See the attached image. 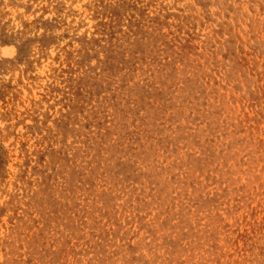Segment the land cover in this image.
<instances>
[{"label": "rangeland", "instance_id": "374dc122", "mask_svg": "<svg viewBox=\"0 0 264 264\" xmlns=\"http://www.w3.org/2000/svg\"><path fill=\"white\" fill-rule=\"evenodd\" d=\"M41 263L264 264V0H0V264Z\"/></svg>", "mask_w": 264, "mask_h": 264}, {"label": "bare ground", "instance_id": "6f19581e", "mask_svg": "<svg viewBox=\"0 0 264 264\" xmlns=\"http://www.w3.org/2000/svg\"><path fill=\"white\" fill-rule=\"evenodd\" d=\"M76 7V6H75ZM21 10V9H20ZM74 11V10H73ZM80 12V11H79ZM85 12V11H84ZM67 14V13H66ZM14 16V15H13ZM91 21V20H90ZM25 22V21H24ZM114 32V31H113ZM89 33V32H88ZM50 35V34H49ZM30 36V35H29ZM74 42V41H73ZM9 48V47H8ZM50 48V47H49ZM75 48V47H74ZM73 49V48H72ZM28 53V52H27ZM13 55V54H12ZM102 57V56H101ZM103 58V57H102ZM164 61V60H163ZM121 64V63H120ZM44 68V67H43ZM221 68V67H220ZM48 70V69H47ZM42 73V72H41ZM75 75V74H74ZM85 79V78H84ZM253 88V87H252ZM103 94V93H102ZM246 97V96H245ZM187 103V102H186ZM50 104V103H49ZM236 104V103H235ZM56 109V108H55ZM63 110V109H62ZM172 111V110H171ZM65 112V111H64ZM36 114V113H35ZM240 114V113H239ZM236 115V114H235ZM216 116V115H215ZM24 117V116H23ZM166 117V116H165ZM217 117V116H216ZM223 117V116H222ZM40 118V117H39ZM253 123V122H252ZM249 124V123H248ZM166 127V126H165ZM18 129H21V127ZM109 131V130H107ZM247 134V133H246ZM260 134V133H259ZM36 137V136H35ZM221 137V136H220ZM171 138V137H170ZM12 139V138H11ZM227 141V140H226ZM9 142V141H8ZM4 144V143H3ZM156 147V146H155ZM197 149V148H196ZM194 152V151H193ZM185 157V156H184ZM151 158V157H150ZM101 161V160H100ZM259 162V161H258ZM230 163V162H229ZM261 163V162H259ZM263 163V162H262ZM215 164V163H214ZM13 165V164H12ZM9 168V167H8ZM210 168V167H209ZM208 168V169H209ZM159 169V168H158ZM235 169V168H234ZM253 170V169H252ZM49 173V172H48ZM204 173V172H203ZM256 174V173H255ZM165 175V174H164ZM212 178V177H211ZM13 180V179H12ZM164 181V180H162ZM210 182V181H209ZM259 182V181H258ZM133 185V184H132ZM120 186V185H119ZM249 186V185H248ZM30 187V186H29ZM159 188V187H158ZM115 189V188H114ZM32 192V191H31ZM176 193V192H175ZM198 193V192H197ZM39 196V195H38ZM105 197V196H104ZM231 198V197H230ZM38 201V200H37ZM115 201V200H114ZM252 205V204H251ZM145 206V205H144ZM80 207V206H79ZM149 208V207H148ZM223 212V211H222ZM143 215V214H142ZM36 218V217H35ZM86 218V217H85ZM239 218V217H238ZM64 221V220H63ZM175 222V221H174ZM2 225V224H1ZM212 226V225H211ZM80 228V227H79ZM77 229V228H76ZM89 229V228H88ZM210 229V228H209ZM144 230V229H143ZM176 230V229H175ZM92 231V230H91ZM99 231V230H98ZM67 233V232H66ZM142 235V234H141ZM53 236V235H52ZM55 237V236H54ZM143 237V236H142ZM68 238V237H67ZM188 239V238H187ZM71 240V239H70ZM81 240V239H80ZM23 241V240H22ZM262 241V240H261ZM41 243V242H40ZM109 243V242H108ZM94 244V243H93ZM22 245V244H21ZM24 245V244H23ZM59 245V244H58ZM5 247V246H4ZM10 247V246H9ZM17 247V246H16ZM85 248V247H84ZM40 249V248H39ZM83 249V248H82ZM168 251V250H167ZM200 251V250H199ZM24 252V251H23ZM207 253V252H206ZM14 254V253H13ZM12 254V255H13ZM187 254V253H186ZM185 254V255H186ZM250 254V253H249ZM55 255V254H54ZM209 255V254H208ZM28 256V255H27ZM87 258V257H86ZM53 260V259H52ZM181 260V259H180ZM9 261V260H8ZM18 261V260H17ZM59 261V260H58ZM74 261V260H73ZM176 261V260H175ZM72 263V262H71ZM42 264V263H41ZM210 264V263H209Z\"/></svg>", "mask_w": 264, "mask_h": 264}]
</instances>
